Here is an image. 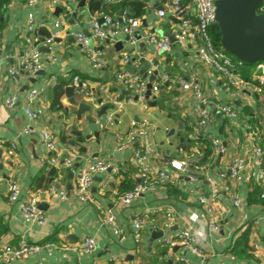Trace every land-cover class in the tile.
<instances>
[{
  "label": "crops",
  "instance_id": "crops-1",
  "mask_svg": "<svg viewBox=\"0 0 264 264\" xmlns=\"http://www.w3.org/2000/svg\"><path fill=\"white\" fill-rule=\"evenodd\" d=\"M80 1L64 0L79 16L80 26L75 27L72 19H63V13L57 10L60 7L50 0L39 1L33 8L27 7L25 0H0V249L22 242L53 243L57 247L51 253L9 264H197L200 258L179 243L163 244L164 236H177L183 230L194 235L203 249L204 264H264V199L260 197L264 194V178L252 155L255 145L264 152L261 87L251 86L243 92L228 87L225 77L199 60L194 42L182 45L173 40L169 52H156L146 40L147 33L173 37L177 21L168 18L159 22L155 0H143L146 7L139 17L138 30L142 38L134 44L124 35L115 38L113 46L91 43L104 52L106 60L103 69L93 71L79 44L66 34L80 30L89 36L91 16L106 12L97 0H85L82 6ZM111 7L106 8L108 14L117 16L119 12H113ZM128 11L132 15V10ZM29 12L48 26L57 19L63 25L50 50L39 46L42 69L35 74L20 71L13 79L9 70L17 66L25 48ZM125 53L138 61L139 73L158 66L159 78L152 83H159L161 75L169 81L143 100L134 96L133 102H128L129 92L114 78L117 72L129 71L119 60ZM50 54L56 61L48 59ZM129 68L134 72L133 64ZM253 69L254 66L241 69L242 78L249 77L245 81H251ZM75 75L89 82L92 97L77 99L72 92L71 104L65 89ZM51 77H56V83L50 81ZM191 77L198 81L209 105L201 107L192 92L184 91L176 82ZM59 83L65 84L62 107L52 109L53 87ZM102 84L107 85L110 98L99 89ZM40 87H46V92L31 105L39 118L30 121L24 112L27 93ZM13 93H18L17 104L8 109L5 101ZM215 103L232 108L237 116H225ZM201 109L210 116L205 128L199 125ZM143 123L148 134L140 140L149 149L146 161L135 155L139 143L128 140V134ZM27 128L33 131L26 133ZM46 129L56 134L60 150L50 176L42 165L51 156L41 141ZM210 137L223 144L222 154L213 156ZM122 144L124 148L118 150ZM65 157L72 159L71 166L63 164ZM172 160L185 161V170L171 171V182L159 180V172L170 169ZM235 160L240 164V180L220 178ZM97 161L110 166L93 175L90 199L81 204L71 195L76 174ZM261 168L264 169V156ZM42 177H48L45 185ZM143 178L152 180L155 189L124 205L122 197ZM12 182L20 190L16 202L8 200L7 188ZM213 187L217 188L214 199ZM61 191L67 193L65 199L60 198ZM31 193L39 195L38 208L46 220L43 225L28 223L21 216L20 199ZM199 197L208 198L209 206L214 208L219 218L218 232L209 231L206 205L200 203ZM235 199L241 201L242 209L234 206ZM107 211L117 218L125 236L122 242L101 223ZM137 220L144 223L139 230L133 227ZM86 237L96 240L90 253L79 254L61 247L81 243Z\"/></svg>",
  "mask_w": 264,
  "mask_h": 264
},
{
  "label": "built area",
  "instance_id": "built-area-1",
  "mask_svg": "<svg viewBox=\"0 0 264 264\" xmlns=\"http://www.w3.org/2000/svg\"><path fill=\"white\" fill-rule=\"evenodd\" d=\"M39 1L43 0H25L27 7L33 8ZM55 6L61 8L63 19H72L75 27L80 26V20L77 13L74 12L72 6L64 2V0H50ZM103 4V6L112 5L113 2H120V0H97ZM143 1V0H134ZM220 0H155L157 3L155 15L159 22L165 19H174L177 23H174L177 28L174 31L173 37L176 42L185 45L187 41L195 43V51L200 61L211 65L217 73L225 77L226 84L231 89L237 92H243L248 87H261L264 85V62L257 63L254 66L251 74V81L247 82L242 78L241 69L244 67V63L241 61H234L232 56L225 50L217 48L211 38V28L217 24L216 21V2ZM257 15L264 16V1L256 10ZM102 20V21H100ZM65 21V20H64ZM63 25L62 20H55L50 26L43 20L36 19L33 12H29L25 22V48L18 61L16 67H12L9 70L10 76L14 79L20 71H27L30 74H35L42 69L43 63L41 59V45L43 49L50 50V45L55 41L58 36V29ZM103 25L108 29L105 30ZM141 27V19L132 16L125 8L117 14V16H111L110 14L92 15L89 20L90 35H85L82 31L77 30L75 32H68L66 35L72 36L80 46L81 52L86 57L88 64L93 71H99L106 66V60L104 52L97 48L92 47L91 43L103 44L107 43L113 46L115 38L124 35L126 41L134 44L142 36L139 35V28ZM135 30H137L135 32ZM44 33V34H42ZM146 40L154 48V50L160 54H165L170 51L171 40L167 36H159L154 32H149L146 35ZM50 61H56L53 55H49ZM122 65L134 66V72L122 71L117 72L114 76L116 83L121 85L129 92L128 102H133L135 99L143 100L148 90L150 93H156L160 89V85L169 81L166 75H161L159 83H152L155 79L159 78L158 66L149 68L144 72H137L138 61L131 59V56L127 53L122 54L119 58ZM2 58L0 57V64ZM51 82L56 83V77H51ZM184 91H190L194 95L196 103L201 107L209 105V100L205 97L201 91L198 81L194 78H188L187 80L179 79L176 81ZM252 82V83H251ZM70 87L73 94L77 99L91 98L90 84L87 80L82 79L79 75H75L70 79ZM150 86V89L148 88ZM99 89L104 93L106 98H110L111 92L106 84L99 86ZM46 92V87H40L39 89L29 90L27 93V100L24 105V112L30 121H36L39 118V114L31 108L32 103L42 94ZM18 100V93L10 95L6 101L5 106L8 109H12L16 106ZM216 109L225 116L234 119L237 113L230 107L225 105L214 104ZM200 120L199 125L205 128L209 121L210 116L207 110H199ZM112 121V116L108 118ZM135 127L136 123H132ZM145 124L139 125L134 131L128 134L129 143H139L138 148L135 151V155L141 160L146 161L149 155V149L144 147L143 142L140 140L147 136V130ZM32 128L25 129L26 133H31ZM254 137H252L253 139ZM41 141L43 146L51 154L48 159L42 162L43 169L45 171L51 170L57 165L60 157V150L57 147V136L55 133L46 129L41 133ZM212 145L213 156L220 155L224 152V146L217 138L210 137ZM254 146V145H253ZM11 147H15L11 144ZM124 144L117 147L118 150H122ZM252 155L257 159V164L260 167L258 172L264 178V169L261 168L263 163L264 152L261 147L254 146ZM63 164L67 167L72 165V159L65 157ZM186 162L180 160H172L169 164L170 169H165L159 172L158 178L161 181L171 182V171H184L186 168ZM109 164L104 161H97L95 163L87 164L83 167L75 177V187L72 189L71 195L74 196L81 204L88 203L90 199V191L92 188V177L95 173L104 172L108 170ZM240 164L236 160L232 162L227 172L221 173L219 176L222 179L240 180L239 176ZM188 178L193 179V175H187ZM155 184L149 178H143L141 182L136 184L133 189L127 192L121 199L124 205H129L132 201L141 196L144 192L153 191ZM8 200L10 202L19 201L20 190L17 184L10 183L7 188ZM217 188L212 189L211 198H215ZM60 198L65 199L67 193L65 191L60 192ZM260 197L264 199V194ZM208 198L199 197L201 204L206 205L208 228L211 232H218L219 230V218L215 214L214 208L209 206ZM39 195L37 193L26 194L20 199V212L22 218L28 223H37L43 225L46 220L43 214L38 208ZM235 207L242 209V203L239 199L233 201ZM101 223L105 227H109L113 234L117 237L118 242H122L125 239L120 226L118 225L116 216L107 211L101 220ZM142 220L134 221L133 227L137 230L143 226ZM163 244L172 246L175 243H179L180 246L189 250L193 255L200 258V262L197 264H204V252L201 247L197 245L194 235L189 231L183 230L177 236L168 235L164 236ZM64 250H70L75 253L83 254L90 253L96 247V240L93 237H86L81 243L70 244L68 247L61 246ZM56 245L53 243L43 244H30L26 242L20 243L18 246H6L0 249V263L9 264L13 261H22L31 256H35L45 253H51L56 249ZM35 264H45L43 262H36Z\"/></svg>",
  "mask_w": 264,
  "mask_h": 264
},
{
  "label": "water",
  "instance_id": "water-1",
  "mask_svg": "<svg viewBox=\"0 0 264 264\" xmlns=\"http://www.w3.org/2000/svg\"><path fill=\"white\" fill-rule=\"evenodd\" d=\"M84 1H80L79 6H82ZM263 1L220 0L215 4L221 47L236 60L248 65L264 62V16L256 14ZM57 10L61 11L60 8ZM169 38L171 41L175 40L172 36ZM126 69L131 71L128 65ZM148 88L150 89V86ZM65 91L72 104V88L67 87ZM147 94H150V90Z\"/></svg>",
  "mask_w": 264,
  "mask_h": 264
},
{
  "label": "trees",
  "instance_id": "trees-1",
  "mask_svg": "<svg viewBox=\"0 0 264 264\" xmlns=\"http://www.w3.org/2000/svg\"><path fill=\"white\" fill-rule=\"evenodd\" d=\"M103 7H105L103 9V11L106 12L105 14H108V11L106 9L108 7H109L108 9H110V7H111V9H112L113 12H119V11L125 9V8L127 10L128 9H131L132 10V16L139 18V17H141L145 13V7L146 6L144 4V1H141L140 2V1H134V0H123V1L118 2L114 6L112 4V5H109L108 7L107 6H103ZM211 38H212V41H213L214 45L217 48L223 49L221 47V44H220L221 33H220V30H219L217 24L214 25L211 28ZM232 58H233L234 61H238L234 57H232ZM256 64H254V65H248V64H245L244 63V66L245 67H250V66H255ZM243 77L245 78V80H249V77L247 78L246 75H244ZM64 86H65L64 83H59V84H55V86L53 87V94H52V97H51V108L52 109H57V108L59 109V108L62 107L60 100H61V97L63 96ZM261 89L264 92V85L261 86ZM46 173L49 174V176H50L53 173V170L51 169V170H49ZM47 178L42 177L40 179L41 182L44 183V185L47 182Z\"/></svg>",
  "mask_w": 264,
  "mask_h": 264
}]
</instances>
